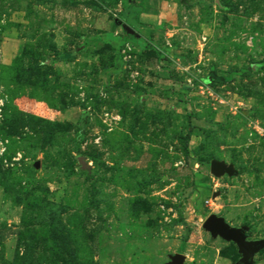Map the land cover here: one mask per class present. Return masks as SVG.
<instances>
[{
    "label": "rangeland",
    "instance_id": "rangeland-1",
    "mask_svg": "<svg viewBox=\"0 0 264 264\" xmlns=\"http://www.w3.org/2000/svg\"><path fill=\"white\" fill-rule=\"evenodd\" d=\"M211 215L264 242V0H0V264L240 263Z\"/></svg>",
    "mask_w": 264,
    "mask_h": 264
},
{
    "label": "water",
    "instance_id": "water-1",
    "mask_svg": "<svg viewBox=\"0 0 264 264\" xmlns=\"http://www.w3.org/2000/svg\"><path fill=\"white\" fill-rule=\"evenodd\" d=\"M211 172L216 177L234 175L233 168L221 162H212ZM203 228L212 238L234 244L242 256L241 264H252L255 254L264 246L263 241H248L244 229L231 227L224 218L217 215L209 216ZM184 260L183 255H176L169 264H184Z\"/></svg>",
    "mask_w": 264,
    "mask_h": 264
},
{
    "label": "trees",
    "instance_id": "trees-1",
    "mask_svg": "<svg viewBox=\"0 0 264 264\" xmlns=\"http://www.w3.org/2000/svg\"><path fill=\"white\" fill-rule=\"evenodd\" d=\"M68 57L71 58V57H73V56H72V55H69Z\"/></svg>",
    "mask_w": 264,
    "mask_h": 264
}]
</instances>
